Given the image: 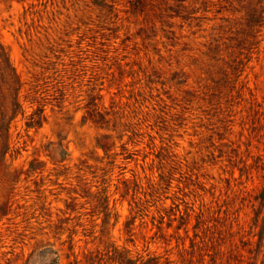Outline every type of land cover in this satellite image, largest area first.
<instances>
[{
	"label": "rangeland",
	"instance_id": "1",
	"mask_svg": "<svg viewBox=\"0 0 264 264\" xmlns=\"http://www.w3.org/2000/svg\"><path fill=\"white\" fill-rule=\"evenodd\" d=\"M0 264H264V0H0Z\"/></svg>",
	"mask_w": 264,
	"mask_h": 264
}]
</instances>
